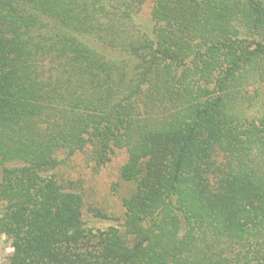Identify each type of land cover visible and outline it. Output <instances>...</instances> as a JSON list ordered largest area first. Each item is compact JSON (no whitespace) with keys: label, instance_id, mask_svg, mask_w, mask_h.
I'll return each instance as SVG.
<instances>
[{"label":"trees","instance_id":"1","mask_svg":"<svg viewBox=\"0 0 264 264\" xmlns=\"http://www.w3.org/2000/svg\"><path fill=\"white\" fill-rule=\"evenodd\" d=\"M116 151L92 230L61 168ZM0 234V264H264V0H0Z\"/></svg>","mask_w":264,"mask_h":264},{"label":"rangeland","instance_id":"2","mask_svg":"<svg viewBox=\"0 0 264 264\" xmlns=\"http://www.w3.org/2000/svg\"><path fill=\"white\" fill-rule=\"evenodd\" d=\"M142 18H148V6H143ZM124 159L123 153L116 151L104 166L93 168L92 164L83 161L80 155L74 156L68 165L61 168L72 177L81 181L84 197V220L92 230L105 229L119 224L123 216L120 197L124 194V185L119 181V167ZM114 185L117 186L113 190ZM98 213L102 214L101 218ZM7 238L0 234V260L10 252Z\"/></svg>","mask_w":264,"mask_h":264}]
</instances>
